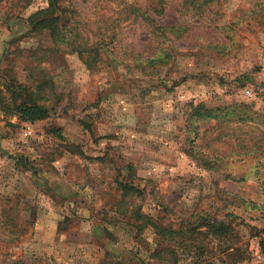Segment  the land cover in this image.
Wrapping results in <instances>:
<instances>
[{
    "label": "rangeland",
    "instance_id": "374dc122",
    "mask_svg": "<svg viewBox=\"0 0 264 264\" xmlns=\"http://www.w3.org/2000/svg\"><path fill=\"white\" fill-rule=\"evenodd\" d=\"M62 6L0 0V264H264V0Z\"/></svg>",
    "mask_w": 264,
    "mask_h": 264
},
{
    "label": "trees",
    "instance_id": "16d2710c",
    "mask_svg": "<svg viewBox=\"0 0 264 264\" xmlns=\"http://www.w3.org/2000/svg\"><path fill=\"white\" fill-rule=\"evenodd\" d=\"M63 1L64 0H48V7L45 10L36 13L39 15L42 14L38 20H33V17L37 15L32 14L30 16L31 18L30 24L32 29L39 30L43 28H49L53 31V28L55 26V21H57V19L59 18V13H62L65 10V7L62 6ZM22 87L24 88V86ZM28 94L22 90L21 93H19L16 97L11 98L12 113L18 115L20 120L27 122H34L36 120L49 117L50 115L49 109L39 103L40 97L36 95L35 97L33 96L32 98ZM118 186L122 191L123 197L131 194H138L139 192L137 188L123 182H119ZM140 216L141 218L146 217V223L155 229L157 235L161 237H165L176 234V232L172 231L171 229H166L165 226L159 225L156 219L149 216L148 217L144 216L142 214ZM3 225H7V224H3ZM12 226L16 227V229L18 230L21 229L20 227H18L17 222ZM24 230L25 227H23L20 231L23 232Z\"/></svg>",
    "mask_w": 264,
    "mask_h": 264
},
{
    "label": "crops",
    "instance_id": "0c3cea01",
    "mask_svg": "<svg viewBox=\"0 0 264 264\" xmlns=\"http://www.w3.org/2000/svg\"><path fill=\"white\" fill-rule=\"evenodd\" d=\"M19 185L18 189L21 191V193L24 195L25 201H32L33 197L31 196L33 191V188L31 184L25 182V180H20V182L17 183ZM32 197V199H31ZM50 218V221H44V222H36L35 230L36 235L40 234L38 238H35L37 242L35 243V248L39 252H45V251H52L54 250V247L56 246V242L58 240H61V238L58 236L56 232V224L59 221V216H55L53 214ZM48 227V228H47ZM50 230V232L53 234L50 238L43 237L44 232Z\"/></svg>",
    "mask_w": 264,
    "mask_h": 264
}]
</instances>
